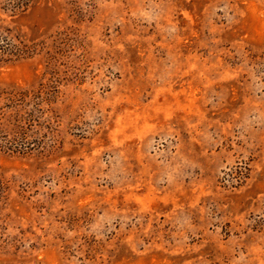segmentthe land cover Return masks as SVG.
<instances>
[{
    "label": "rangeland",
    "instance_id": "rangeland-1",
    "mask_svg": "<svg viewBox=\"0 0 264 264\" xmlns=\"http://www.w3.org/2000/svg\"><path fill=\"white\" fill-rule=\"evenodd\" d=\"M0 264H264V0H0Z\"/></svg>",
    "mask_w": 264,
    "mask_h": 264
}]
</instances>
